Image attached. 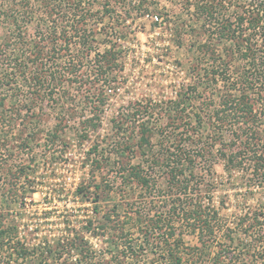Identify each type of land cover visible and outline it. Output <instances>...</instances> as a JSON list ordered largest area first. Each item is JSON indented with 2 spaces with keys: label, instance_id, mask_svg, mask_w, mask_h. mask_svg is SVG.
<instances>
[{
  "label": "trees",
  "instance_id": "obj_1",
  "mask_svg": "<svg viewBox=\"0 0 264 264\" xmlns=\"http://www.w3.org/2000/svg\"><path fill=\"white\" fill-rule=\"evenodd\" d=\"M156 1L33 0L41 7L39 13L28 8L31 4L25 1V10L20 4L15 6L19 16L13 17L0 10V19L13 26L10 40L0 46V167L3 166L5 171H0V178H4L0 181V249L11 251L7 257L0 258V264H12V256H15V264L18 259L22 264L31 255L37 257V264H95L82 236L58 242V251H61L58 255L40 246L30 249L17 237L18 226L8 217L12 214L10 208L22 196L20 191L25 187L21 183V188L17 189L16 182H12L7 174L19 175L15 180L27 179L29 167L21 164L12 171L11 167L7 169V164L13 154L19 156V151L30 148V139L23 131L15 133V146L9 142V134H13L11 127L18 124L17 118L22 124L32 120L40 122L36 114L41 112L42 102L49 99L54 103L56 120L49 140L51 146H55L59 132L64 128L61 125L71 122L73 116L79 115L88 104L84 102V92L93 95V101L85 113L88 115L78 119L82 126L81 136L87 138L90 131H96L108 97L95 89L108 84L115 90L113 83L117 82L116 75L121 70L118 61L123 54V42L130 34L126 22L135 20V14L141 17L150 14L154 26L169 27L176 47L184 43L182 35L189 38L190 45L197 51V60L190 66L191 77L195 75L196 81L187 87L185 95L177 94L176 99L165 104L158 116L160 119L165 116L168 122L157 123V127L153 128L151 121L143 119L154 113L141 102L125 109L123 115L130 116L128 119H133L131 124L137 129L136 147L143 161L115 168L117 178L111 184H118L120 188L133 184L143 193L139 195L140 199L162 198L167 205L165 215L164 211L152 216L134 212L133 224L142 245L132 246L127 238L121 246L123 259L120 261L118 257L120 262L117 264H125L124 259L129 258L137 264L138 254L151 245L158 247L159 252L150 264H182L184 254L197 253L198 259L213 245L219 249L212 264H238V258L234 260V256L223 260V254L227 256L232 248V234H237L238 230L249 238V243L239 239L236 245H241L245 255L249 256L241 259L242 264H264V0H170L179 3V14H185L187 21H176L173 15L157 12L159 8L151 7ZM121 3L123 11H118L116 5ZM96 4H100V9L94 12ZM34 20H37V31L27 36V25ZM100 43L106 46L102 51L97 48ZM92 54L97 65L90 70L85 64ZM73 82L84 89L82 97L74 95L70 100L61 93L72 91ZM11 100L14 103L9 111L6 102ZM69 101L71 103H65ZM136 117H141L139 122ZM122 123L123 120L115 124L117 131L122 129ZM165 124L171 127L170 132ZM179 129L181 133L176 132ZM226 130L233 138L224 152L218 151L225 160L224 166L242 170L251 187L262 189L260 206L238 218L231 228L225 226L217 209L209 203L210 199L205 203L200 195L204 188L202 184L211 171L208 165L212 148L215 142L221 141ZM205 131L212 133V143L209 146L202 144L198 149L197 142H201ZM130 144V139L123 143L115 140L111 143L112 152L123 157L126 151L133 152L130 150L134 145ZM97 149L94 145L91 152H97ZM1 156L7 159L2 160ZM109 160L110 157L104 159L102 156L93 160L92 171L94 168L101 170L105 165L103 162ZM198 160L204 162L206 168L208 166L202 168V173H197ZM158 173L164 176L163 189L158 185ZM109 187L106 184L104 188L110 191ZM210 192L205 183V194ZM246 220L249 221L245 223ZM100 221L93 227L95 234L105 232L111 221L110 214L103 215ZM87 224L91 228V221ZM185 234L195 235L199 246H186ZM73 251L80 256L74 259L75 263Z\"/></svg>",
  "mask_w": 264,
  "mask_h": 264
},
{
  "label": "rangeland",
  "instance_id": "obj_2",
  "mask_svg": "<svg viewBox=\"0 0 264 264\" xmlns=\"http://www.w3.org/2000/svg\"><path fill=\"white\" fill-rule=\"evenodd\" d=\"M23 1L30 3L31 7L28 8L35 13L41 11V7L33 0H0V10L11 14L13 17L19 16L15 6L20 4L25 10L27 6L23 4ZM21 7L18 10H21ZM151 7L159 8L157 12H161L162 15H173V19L176 21H187L185 14H179L177 1L174 3L170 0H158L152 2ZM116 8L118 11H123V4H117ZM99 9L100 4H96L94 12L99 11ZM135 15V20L126 22L130 34L129 38L123 42V54L118 61L121 66V70L116 75L119 84L113 83L115 90H111L109 88L111 85L108 84L95 89V92L101 91L103 95L108 97L96 131H90L87 138L81 136L82 126L78 119L88 115L85 113L93 101L91 99L93 95H88L84 91V102L88 104L84 106L79 115L73 116L71 122H65V125L64 123L61 125L64 128L59 132L60 135L56 139L55 146H51L49 140L52 128L56 123L53 110L55 106L49 99L42 102L40 113H38L40 109L36 111L38 113L36 118L40 119V122L37 123L32 120L22 124L17 118L18 124L15 123L11 127L13 134H9V142L17 146L15 133L23 131V135H28L30 139V148L22 150L23 152L18 150L19 156L13 154L10 162H8L10 165L7 164V169L11 167L12 171L21 164L29 167L27 179L21 177V179L15 180V177L19 178V175H13V172V174L11 172L7 174L12 182H16L17 189L21 188V183L25 187L20 191L23 193L22 196H19L17 202L13 203L10 208L12 214L8 218L11 223L18 226L17 237L21 241L24 240L25 245L30 249L40 246L43 250H52L58 255L61 252L58 251V242L60 244L75 236H82L84 241H87V246L90 247L95 264H117L123 259L124 253H122L121 246L127 238L130 239L132 246L141 244V237L137 236V227L133 224L134 212L140 211L152 216L157 215L158 212L162 213L161 211H164V214L166 211L167 203L162 198L149 197L147 200H143L139 196L143 194L142 191L135 185L120 188L118 184H111L117 178L115 174L117 169L115 168L127 164L135 165L143 161V157L136 147L138 138L137 129L131 124L133 119H128L130 116L127 118L123 114L126 113L125 109L128 106L141 102L142 106L148 107L149 112L152 109V113H154L153 116L147 115L143 118L151 121L150 126L154 128L157 127V123H167L165 116L160 119L158 115L163 112L162 109L165 104L176 99L177 94L185 95L187 87L196 81L194 74L191 77L190 66L197 60V51L195 47L190 45L186 35H182V42L184 41V43L176 47L172 42L169 27L154 26L150 14L144 17ZM1 19L0 46L10 40L13 29L9 21L6 22ZM36 22L37 20H34L27 25L25 31L27 36H31L37 31ZM194 45L196 46V43ZM105 47L104 44L100 43L97 48L102 51ZM65 62H68V59H65ZM96 65L92 54L85 66H89V69L93 70ZM86 67H84L85 70ZM73 83L72 91L61 93L63 97H69L70 100L74 95L80 98L84 89V86L77 82ZM11 103H14V100L6 102L10 108L9 111H11ZM65 103H71V101ZM215 103L217 106L218 101L215 100ZM212 109L213 107L210 111ZM137 119L139 122L141 117H136ZM122 120V129L117 131L115 124ZM164 127L167 131H171L168 124H165ZM228 131L226 130L221 141L215 142L212 148L213 153L209 159L211 163L208 165L211 167V171L206 176L205 181L211 192L205 194L204 183L202 184L203 192L200 195L205 203L210 199L209 203L217 209L225 226L231 228L234 227L238 218L244 217L246 213L250 214L251 211L260 206L262 189L255 186L251 187L245 174L241 172L242 170H230L224 166L225 160L218 151L221 149L224 152V149L230 145L229 141L232 140L233 136ZM176 132L181 133L182 131L179 129ZM210 137H212V133L205 131L201 142H197V148H202V144L209 146L212 143ZM127 139H130V145H134L135 150L133 148L130 150L133 152L126 151L123 157L112 152V142L116 140L123 143ZM152 142H155V137ZM94 145L98 146L97 152H91ZM126 146L130 147L129 145ZM101 156L104 159L110 157V160L103 162L105 165L101 170L97 171L94 168L92 171V161L100 159ZM1 159L7 158L1 156ZM2 163L4 164V162ZM114 163L115 165H113ZM197 163V173H202L203 167L204 169L208 168V166L207 168L203 166L204 162L200 160ZM143 165L145 166V163ZM1 167L0 171L5 173L2 170L4 167ZM242 167L243 171H246V167ZM157 175L158 185L163 189L165 186L164 176L159 173ZM3 179L1 176L0 181ZM106 184L110 185V191L104 188ZM105 214H110L111 221L108 222L104 233L95 234L93 227L101 222L100 219ZM89 221H91V228H88L87 223ZM248 221L246 220L245 223ZM232 237L234 238L232 242L234 246L232 245L231 250L229 249L230 252L226 253L227 256L223 254V260L227 261L229 257L234 256L233 259L235 260L237 257L238 264H242V261L249 256L245 255L243 252L245 249L241 245L238 244V247L236 245L239 239L249 243V238L247 234L244 235L239 230L237 234H232ZM183 241L188 247L199 246L195 235L185 234ZM157 249L158 247L151 245L142 254H138L136 257L137 264H150L152 259L157 258L159 252ZM218 249V246L213 245L207 249L203 257L198 259L195 255L197 253L193 255L184 254L182 264H212V258ZM10 253L11 251L5 248L0 249V258L7 257ZM71 255H73V263H75L74 259L80 257L75 251ZM62 257L58 260L61 261ZM118 257H120V261ZM14 258L15 256L10 258L12 264H15ZM36 259V256L31 255L22 264H37L38 260ZM130 259H124V263L134 264ZM19 263H21L20 259L16 261V264ZM231 263L233 262L231 261ZM153 264L157 263L154 262Z\"/></svg>",
  "mask_w": 264,
  "mask_h": 264
},
{
  "label": "built area",
  "instance_id": "obj_3",
  "mask_svg": "<svg viewBox=\"0 0 264 264\" xmlns=\"http://www.w3.org/2000/svg\"><path fill=\"white\" fill-rule=\"evenodd\" d=\"M156 19H153V21H155Z\"/></svg>",
  "mask_w": 264,
  "mask_h": 264
}]
</instances>
